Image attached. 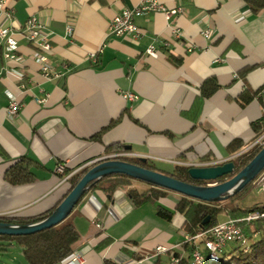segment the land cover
I'll return each mask as SVG.
<instances>
[{"label":"crops","instance_id":"1","mask_svg":"<svg viewBox=\"0 0 264 264\" xmlns=\"http://www.w3.org/2000/svg\"><path fill=\"white\" fill-rule=\"evenodd\" d=\"M140 1H6L19 60L5 59L0 41V217L30 218L55 208L69 188L67 176L56 173L59 164L73 173L120 154L171 172L175 166L222 164L260 138L254 141L251 124L264 119V10L253 13L243 0H156L181 13L170 19L162 13L135 17L138 39L107 36L112 19ZM32 16L49 38L52 71L69 69L60 79L44 78L31 59L34 48L20 33ZM152 44L156 57L146 54ZM207 80L217 87L205 98L201 86ZM257 91L240 106L242 92ZM127 92L137 99H125ZM7 93L21 105L14 117L7 114ZM38 99L45 100L38 104ZM106 127L98 141L93 139ZM234 140L243 145L237 153L229 150ZM111 145L122 150L106 151ZM21 157L40 165L33 170L35 180L10 185L4 173ZM176 199L167 193L157 204L135 207L124 190L112 196L89 192L68 216L80 237L75 252L87 264L140 258L168 264L170 253L150 254L186 238L182 216L174 213L167 222L156 214L157 205L174 211ZM14 249L23 258L19 247L0 254ZM0 258L5 261L0 264L17 262L10 254Z\"/></svg>","mask_w":264,"mask_h":264},{"label":"trees","instance_id":"2","mask_svg":"<svg viewBox=\"0 0 264 264\" xmlns=\"http://www.w3.org/2000/svg\"><path fill=\"white\" fill-rule=\"evenodd\" d=\"M243 2L253 13L264 10V0H243ZM212 83V81L207 80L201 86L202 94L205 98L211 96L217 87V85ZM258 93V91L255 93L242 92L238 97V103L240 106L244 107L249 104ZM263 124L264 119H260L251 124L252 130L256 134L254 141L264 134ZM107 128L108 127L102 129L93 137V139L98 141L102 132H104ZM242 146L243 145L239 140H234L229 145V150L230 152L237 153ZM263 146L264 139L262 145L255 144L248 150L237 155L231 160L234 164L233 174L226 175L210 182L191 179L188 175L190 167L187 166H175L171 172H166L156 170L155 167L149 164L146 160L125 157L115 159L122 160L151 171L163 173L181 182L196 186H205L207 184L222 183L233 177L254 158ZM112 150L116 152L121 151L122 147L119 145H111L106 149V151ZM39 167L40 165L32 159L21 157L6 169L4 173V180L10 185L30 184L35 180L33 170ZM88 169L89 168L80 169L67 178L69 188L65 196L76 186ZM73 170L74 169L64 168V172L61 176L66 177ZM86 187L87 189L85 195L89 192L98 190L104 194L112 196L117 190H124L128 199L135 207H140L147 203L157 204L158 200L165 198L167 193H172L162 188H158L119 174L110 175L97 181H91ZM249 187L250 184L246 188ZM246 188L226 200L224 203H203L174 193L177 195L174 211H169L162 206L157 205L156 214L159 218L167 222L171 221L174 213L179 214L183 218V222L180 227L181 232L186 237H194L195 235L216 226L219 223V216L225 215L227 219L237 220L242 219L249 213L255 211L262 213L264 204L253 205L249 208H240L234 205L235 199L241 196ZM65 196L61 199V201L65 198ZM60 202L56 205V207L60 204ZM55 208L39 216L30 218L13 216L0 217V222L10 225H29L38 223L48 218ZM208 216L210 217L209 221L201 227L202 221ZM237 225L241 231L244 242H242V239L225 243L220 248L219 252H217L218 260L216 262L208 261V251L204 247L203 242H200L195 246L189 242H182L181 250H173L167 253H170V257L173 256L178 260L177 264H197L192 258V255L196 250H199L200 253L203 254L202 256L204 261L202 264H264V217H260L251 222L243 221ZM79 238V233L71 220L67 217L64 221L53 227L43 229L30 235H0V251H7L10 247H19L22 251V256L26 264H63V262L75 252V244L78 242ZM103 242L107 244V240H103ZM228 246H231V248L226 250ZM150 255H152V253ZM138 260H143V258ZM103 264L115 263L109 260H104ZM153 264H160V261L157 260Z\"/></svg>","mask_w":264,"mask_h":264},{"label":"built area","instance_id":"3","mask_svg":"<svg viewBox=\"0 0 264 264\" xmlns=\"http://www.w3.org/2000/svg\"><path fill=\"white\" fill-rule=\"evenodd\" d=\"M7 0H0V41L4 44V53L3 57L7 60H19L16 56L17 43L14 39L13 34V11L7 7H5ZM147 13H162L165 15L166 19H170L173 16L181 13L180 8H172L168 9L165 6L159 4L156 0H141L140 3L132 8V9H124L116 15L109 24L107 36L121 37L124 35H129L133 39H138L140 37V31L137 26L134 24V18L145 15ZM70 32V31H69ZM21 36L28 41V43L34 48L32 52L31 59L34 61L42 74V76L46 79H60L64 77L65 73L69 70L65 67V71L62 73H55L52 71L51 66L49 65L47 54L51 51V44L48 36L44 32L43 23L36 17H29L26 22L22 26ZM205 37L208 36V32H206ZM174 36L176 39L180 38L179 32L175 31ZM165 47L168 48V43H163ZM146 54L150 57H156L158 54L157 48L154 44L150 45ZM91 59H95L96 54L89 55ZM20 92L23 94L27 90L25 86L22 84L19 87ZM8 97V106H7V114L11 117H14L18 114L20 108V102L17 100L16 96L7 93ZM124 98L129 101H135L137 97L130 92L124 94ZM45 99H38L36 102L38 104H42ZM264 135L261 136L253 145L263 144ZM123 155H113L110 158H119ZM90 165H85L81 167L89 168ZM64 165H58L56 168L57 174H62L64 172ZM75 173V172H73ZM71 173L70 175H72ZM68 175L66 179L70 176ZM259 185H262V191L264 193V171L261 172L256 179L254 180ZM260 217H264V208L262 213L255 211L249 213L246 217L242 219H227L225 222L218 223L216 226L208 229L202 233L195 235L194 237H186L182 242H189L194 246L199 244L200 242L204 243V247L208 251V261L214 260V258L218 257L217 252H219L220 248L227 242H231L234 240H242L243 237L241 235V231L238 227V223L240 222H251L257 220ZM97 228H101L100 225H97ZM244 242V239L242 240ZM173 250H181V243L177 246H174L170 249L164 247H156L152 253V257H158L161 254L167 253ZM203 254L200 253L199 250H196L192 258L195 263L202 264ZM151 258L146 260H135L131 261L128 264H153L147 263ZM178 260L171 256L168 264H177ZM63 264H87L85 257L80 252H74Z\"/></svg>","mask_w":264,"mask_h":264},{"label":"water","instance_id":"4","mask_svg":"<svg viewBox=\"0 0 264 264\" xmlns=\"http://www.w3.org/2000/svg\"><path fill=\"white\" fill-rule=\"evenodd\" d=\"M236 156L222 164L190 166L188 175L193 180L210 182L226 175L233 174L234 164L231 160ZM263 171L264 146L254 158L233 177L222 183L207 184L205 186H196L181 182L163 173L151 171L115 158H103L93 163L76 186L65 196L48 218L29 225H10L0 222V235L25 236L61 223L71 214L80 199L85 195L88 183L110 175H125L131 179L162 188L198 202L213 203L224 202L238 194L252 183ZM209 219V216L206 217L202 221L201 227H203Z\"/></svg>","mask_w":264,"mask_h":264},{"label":"rangeland","instance_id":"5","mask_svg":"<svg viewBox=\"0 0 264 264\" xmlns=\"http://www.w3.org/2000/svg\"><path fill=\"white\" fill-rule=\"evenodd\" d=\"M224 202H221V203H224ZM259 204L261 205L264 204V193L262 191V185H259L257 181L256 182L253 181L252 183H250V187L246 188V190L241 194V196H239L234 201V205L240 208H249V207H252L253 205H259ZM218 220H219V223L225 222L227 220V217L225 215H222V216H219ZM230 248L231 246H228L226 250ZM15 249L7 254H0V255L10 254L12 258L15 257V259L17 260L15 264H18V261L23 262L24 259L22 257L17 256ZM0 261H4V259L0 258Z\"/></svg>","mask_w":264,"mask_h":264},{"label":"bare ground","instance_id":"6","mask_svg":"<svg viewBox=\"0 0 264 264\" xmlns=\"http://www.w3.org/2000/svg\"><path fill=\"white\" fill-rule=\"evenodd\" d=\"M218 260V257L214 258V260H211V262H216Z\"/></svg>","mask_w":264,"mask_h":264}]
</instances>
